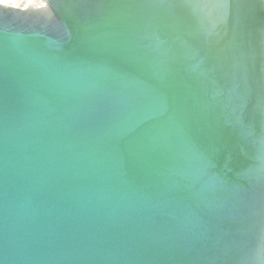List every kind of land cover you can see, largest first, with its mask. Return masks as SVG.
Masks as SVG:
<instances>
[{
	"label": "water",
	"instance_id": "obj_1",
	"mask_svg": "<svg viewBox=\"0 0 264 264\" xmlns=\"http://www.w3.org/2000/svg\"><path fill=\"white\" fill-rule=\"evenodd\" d=\"M0 264H264V0H0Z\"/></svg>",
	"mask_w": 264,
	"mask_h": 264
}]
</instances>
